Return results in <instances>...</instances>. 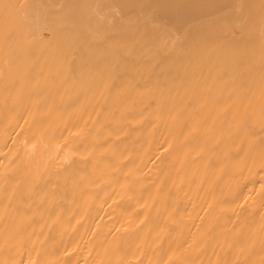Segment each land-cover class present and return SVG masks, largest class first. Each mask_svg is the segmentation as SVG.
Returning <instances> with one entry per match:
<instances>
[{"label": "bare ground", "instance_id": "1", "mask_svg": "<svg viewBox=\"0 0 264 264\" xmlns=\"http://www.w3.org/2000/svg\"><path fill=\"white\" fill-rule=\"evenodd\" d=\"M153 230L264 264V0H0V264H180Z\"/></svg>", "mask_w": 264, "mask_h": 264}, {"label": "rangeland", "instance_id": "2", "mask_svg": "<svg viewBox=\"0 0 264 264\" xmlns=\"http://www.w3.org/2000/svg\"><path fill=\"white\" fill-rule=\"evenodd\" d=\"M182 209L184 212L188 210L186 202L181 199ZM156 232V237L154 240L160 241L163 238L171 241L173 244L178 245L182 251V258L180 264H192L193 256L191 252L193 243V230H172L170 232H165V230H153Z\"/></svg>", "mask_w": 264, "mask_h": 264}]
</instances>
